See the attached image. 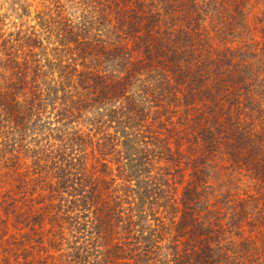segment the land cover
<instances>
[{"label":"trees","instance_id":"trees-1","mask_svg":"<svg viewBox=\"0 0 264 264\" xmlns=\"http://www.w3.org/2000/svg\"><path fill=\"white\" fill-rule=\"evenodd\" d=\"M13 3L34 21L0 13L15 264H264V0Z\"/></svg>","mask_w":264,"mask_h":264},{"label":"rangeland","instance_id":"rangeland-1","mask_svg":"<svg viewBox=\"0 0 264 264\" xmlns=\"http://www.w3.org/2000/svg\"><path fill=\"white\" fill-rule=\"evenodd\" d=\"M31 1H33L34 4H36L37 1H39V0H28V2H31ZM13 5H14L13 0H0V13L1 14L5 13L8 16V18L5 21L7 26H8V27L6 26V28H8V31L18 29L20 26L28 24V23H30V24L34 23V21H29L28 15L26 17L19 16V14H17L18 12H15L14 10H12ZM18 6L19 5L17 4L16 7H18ZM257 33H258V35H260V32L257 31ZM246 173H248V172H246ZM243 185H244V188L246 190L245 195L256 193L258 188L260 187V185H257L255 180L250 179L249 176L246 177V175H245V178L243 181ZM6 187H4L3 191L6 189ZM35 196H37V195L35 194ZM5 211H6L5 209L1 210L0 219L2 220L3 218L5 219V217H6V219L8 220V227H6L4 224V226H5L4 229L6 230V232L8 231L7 235H9L10 233H17L18 227L14 226L15 223L8 216H5L6 215ZM47 228H50V224H47ZM244 229H245L246 234H250V230H256V229H252L248 224L245 225ZM257 231L258 230H256V233H257ZM3 234L4 233H3L2 228H1L0 229V264H15V260L13 258H17V257L13 256L12 254L10 255V252H8L4 249V241H2V239H1ZM45 245L49 246V242H47V240H46ZM37 249L38 248L33 249V252L36 253L34 258L36 260L38 258H46L47 254L45 252L39 254V251H37ZM49 250H50V246H49ZM9 255H10V257H11L10 259L12 261H8L7 256H9ZM20 257L22 258V256H20ZM34 258L31 257V260H34ZM47 262H48L47 264H50V258H49V261H47ZM34 263L38 264V261L36 262L34 260ZM43 264H45V263H43Z\"/></svg>","mask_w":264,"mask_h":264}]
</instances>
